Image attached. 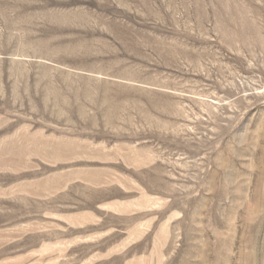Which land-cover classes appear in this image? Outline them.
Masks as SVG:
<instances>
[{"label": "rangeland", "instance_id": "rangeland-1", "mask_svg": "<svg viewBox=\"0 0 264 264\" xmlns=\"http://www.w3.org/2000/svg\"><path fill=\"white\" fill-rule=\"evenodd\" d=\"M0 264H264V0H0Z\"/></svg>", "mask_w": 264, "mask_h": 264}]
</instances>
